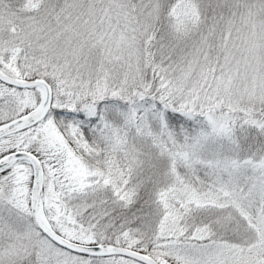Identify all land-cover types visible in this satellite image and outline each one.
Listing matches in <instances>:
<instances>
[{
	"label": "snow or ice",
	"instance_id": "snow-or-ice-1",
	"mask_svg": "<svg viewBox=\"0 0 264 264\" xmlns=\"http://www.w3.org/2000/svg\"><path fill=\"white\" fill-rule=\"evenodd\" d=\"M0 264H264V0H0Z\"/></svg>",
	"mask_w": 264,
	"mask_h": 264
}]
</instances>
